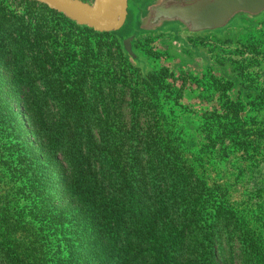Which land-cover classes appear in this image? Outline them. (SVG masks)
Here are the masks:
<instances>
[{"label": "rangeland", "instance_id": "rangeland-1", "mask_svg": "<svg viewBox=\"0 0 264 264\" xmlns=\"http://www.w3.org/2000/svg\"><path fill=\"white\" fill-rule=\"evenodd\" d=\"M131 26L126 19L118 32ZM254 29L261 42L244 48L239 35H188L209 64L181 62L163 34L137 40L132 59L116 34L79 32L40 3L0 0V226L27 230L15 239L42 246L44 264H57L54 251L58 264H94L66 253L75 240L86 253L88 240L55 181L60 162L85 167L80 155L104 147L119 158L110 193L123 236L102 234L106 264L127 243L154 247L138 253L143 264H264V29ZM133 151L151 214L136 213L127 187L121 159ZM138 229L143 240H131Z\"/></svg>", "mask_w": 264, "mask_h": 264}, {"label": "trees", "instance_id": "trees-1", "mask_svg": "<svg viewBox=\"0 0 264 264\" xmlns=\"http://www.w3.org/2000/svg\"><path fill=\"white\" fill-rule=\"evenodd\" d=\"M49 10L55 12L54 10ZM55 13L62 16L69 25L79 32L86 31L95 35L104 34L94 32L86 27L77 26L66 19L63 15L57 12ZM192 56L202 57L204 63L209 64L208 58L204 55L202 50H195ZM227 74L228 72L224 70L223 76L229 82L235 84L238 82V80H235V76H227ZM238 92L241 96H245L242 90H239ZM77 150L79 152L84 151L80 148ZM89 151V159L87 158V150L85 154L80 155L79 162L85 167L71 164L69 160H64V163H59L58 166L60 167L61 175L55 181V190L56 194L62 198V202L73 206L74 211L77 212L75 220H78L82 224V228L84 229L82 235L88 240V242L85 241L86 253H79L80 244L82 243L79 240H75L76 243L69 245L66 253H68L70 258L73 254H77L78 258L76 259H81L82 262L84 261V257H86L88 259L86 261H90L91 259L94 261V264H106V255L108 254L105 240L102 239V234L105 232L108 235H111L112 238L123 237L118 234L121 232L118 230L120 219L113 211L114 203L111 199L110 193L115 190L112 184V182L115 181V179H113L114 173L112 169L115 168V162L119 158L116 156L117 152L113 149L92 147ZM127 153L128 152L124 150L123 155H121L120 158H124L125 155H128ZM136 153L137 152L135 151L131 152L130 158H126L125 160L121 159V161H124V167L127 166L128 168V171L125 172L128 176L127 187L131 194H133L140 203L137 206H134V208L136 213L141 216L144 211L151 214V208L149 203L141 200V194L145 193V174L143 173L144 164L142 161L138 160V155ZM189 183L190 187L193 186L194 183L198 184V182L193 183V181H190ZM199 213L202 212L199 211ZM207 214H215V212L210 209L206 211L205 215ZM142 220L143 221L139 224H141V226L145 224V230L148 231L150 227L148 222H146L145 219ZM18 232H27V230L0 226V264H44V261L46 260V255L44 254L47 251L39 245H28L27 242L21 243V241H18L19 239H15ZM20 235V237L29 236V234ZM137 236L138 238L131 240H143L145 236L144 229L136 230L135 237ZM91 238H93V240ZM1 240H9L10 244L3 243ZM148 247L149 248H146L141 243H127L120 248L122 250L120 255H112L115 261H112L110 264H143L139 261L138 253H143L144 250L154 249L151 244H148ZM54 253L55 256H52V260H57L58 264L63 253L59 251H54ZM129 254L130 261L128 260ZM157 263H160V260H157Z\"/></svg>", "mask_w": 264, "mask_h": 264}, {"label": "water", "instance_id": "water-1", "mask_svg": "<svg viewBox=\"0 0 264 264\" xmlns=\"http://www.w3.org/2000/svg\"><path fill=\"white\" fill-rule=\"evenodd\" d=\"M63 15L77 26L97 33H116L125 24L128 0H33ZM264 11V0H158L139 19V29L154 31L162 24L175 22L190 35L222 29L239 14L249 17ZM132 38L122 41L125 52L132 58L136 53Z\"/></svg>", "mask_w": 264, "mask_h": 264}, {"label": "flooded vegetation", "instance_id": "flooded-vegetation-1", "mask_svg": "<svg viewBox=\"0 0 264 264\" xmlns=\"http://www.w3.org/2000/svg\"><path fill=\"white\" fill-rule=\"evenodd\" d=\"M154 1L157 2L158 0ZM128 6L130 7V11H128L127 21H131L132 26L129 30L126 29L125 31L115 33L122 41L128 38H132V40L130 41V45L134 50L137 40H140L146 36L150 37L163 34L167 37L166 45L169 46L170 50H173L175 56H177L181 60V62H187L189 60L195 50L193 44L188 40L187 36L189 35V37H192L194 35H190L189 33H187V31L183 29L184 27H180L178 23L168 24L164 28L157 31H142L139 29L137 18L140 15L144 16V14L147 12L148 5L145 7V9H143L141 3L138 0H128ZM256 26H261L262 29H264V11L259 15L252 17H249L245 14H239L231 19L228 25L224 28L213 31H202L196 37L205 39L208 36H213L220 39H225L227 34H229L230 38L233 39L234 37L239 35L241 37L239 41L241 43V46L244 48L249 45L248 39H251L255 42H261L262 33L261 31L254 29V27ZM205 52L206 54H208V50L205 49ZM233 75L234 74L230 72H228L227 74V76L232 77ZM239 90L243 91V89Z\"/></svg>", "mask_w": 264, "mask_h": 264}]
</instances>
